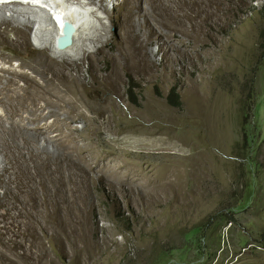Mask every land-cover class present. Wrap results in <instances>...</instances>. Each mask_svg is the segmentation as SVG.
I'll use <instances>...</instances> for the list:
<instances>
[{
    "label": "rangeland",
    "instance_id": "374dc122",
    "mask_svg": "<svg viewBox=\"0 0 264 264\" xmlns=\"http://www.w3.org/2000/svg\"><path fill=\"white\" fill-rule=\"evenodd\" d=\"M81 2L102 12L103 4L107 13L102 22L108 27L99 20L95 37L100 52L88 44L93 58H81L76 63L80 71L72 72L96 90H68L37 101L63 111L69 106L63 99H76L77 93L92 104L109 99L105 117H96L99 126L87 127L95 140L97 132L104 140L125 137L127 152H83L82 159L95 173L70 172L69 201L61 204V211L54 212L47 202L30 210L28 218L17 216L22 223L0 238V264H264V0H222L213 5L211 20L204 14L193 17L200 24L199 38L186 50L172 35L183 31L182 26L160 30L140 14L136 23L151 35L146 58L142 34L129 32L126 0ZM13 3L41 6L31 0L0 4ZM171 15L156 14L154 19L173 25ZM32 17L48 23L45 14L33 12ZM36 28L21 49L26 59L1 41L8 47L0 54L17 71L39 50ZM3 66L8 67L0 61ZM107 74L115 80L105 82L102 90L95 78ZM174 95L179 106L168 102ZM72 114L80 116L78 111ZM73 126L81 129L83 119ZM18 147L26 153L21 143ZM180 156L191 161L184 166L190 175L168 186L170 168L180 164ZM2 160L0 148V164ZM156 166L168 168L160 180L153 176ZM29 168L32 178L27 180L41 199L43 184L32 164ZM9 177L13 172L4 173ZM44 177L53 197L62 198L63 191L55 192L63 190L59 183L49 182L54 176ZM16 187L15 181L10 184L12 192ZM3 192L1 187L0 196ZM3 211L0 224L10 222L1 218ZM10 213L17 215L15 209Z\"/></svg>",
    "mask_w": 264,
    "mask_h": 264
},
{
    "label": "bare ground",
    "instance_id": "6f19581e",
    "mask_svg": "<svg viewBox=\"0 0 264 264\" xmlns=\"http://www.w3.org/2000/svg\"><path fill=\"white\" fill-rule=\"evenodd\" d=\"M8 1L12 3L13 0ZM31 1L41 3V6L38 8L34 4H0V51L8 47L6 44L5 46L1 45V41H3L18 49V57L28 58L29 56L24 54L21 49L26 46L29 31L31 28L33 29L34 25H37V28L33 36L40 45L39 50L31 54L29 60L20 63L21 71L12 68L10 59L0 54V61L8 65V67H0V109L2 111L0 113V148L4 158L0 164V189L1 187L4 189L3 196H0V208L4 209L1 218L3 220L10 219V222L0 224V238L4 237L9 230L13 231L11 228L15 223H18L17 227L22 223L17 222V216L28 218L30 210L41 208L47 202L52 204L54 212L62 210L61 204L69 201V184L72 181L69 176L70 172L82 169L83 172L95 173L91 163L82 159L83 152L94 148H101L102 154L118 156L127 152L124 147L125 137L119 140H104L99 137L100 132H97V140H95L92 138L93 129L87 127L88 124L94 123L99 126L96 117H105V111L110 104L109 99L106 103L100 101L92 104L77 93L76 99L69 96L68 100L63 99L62 102L69 105L63 111L52 108L47 101L42 103L37 101L38 98L42 99L45 95L68 90L77 92L81 90L86 94L96 90V88L87 86L85 80H81L77 74L73 75L72 72L80 71V67L76 63L81 58L87 60L93 58L91 50L88 49L89 45H93L96 53L100 52L95 37L99 20L101 24H104L101 27H108L102 22L106 19L104 14H107L104 11L105 6L101 4L102 12L98 9H90L87 7L89 3L81 2V0ZM88 2L97 4L95 0H88ZM221 3L222 0H126L127 8L124 14L129 25V32L139 37L142 34L140 45L144 48L143 56L146 58L151 53L146 48L151 35L142 32V25L135 21L136 16L141 14L145 21L150 19L160 30L173 31L182 26L183 31L172 35L176 38L177 46L186 50L187 44L199 38L196 30L200 24L193 20V17L204 14L208 20H211L212 18L209 16L216 14L212 8L213 5L220 6ZM50 4L58 5V11L54 10L53 17L46 9V6H50ZM143 4H146V7ZM8 12L9 15H6ZM33 12L45 14L48 23H37L32 17ZM156 14H175L171 15L175 24L155 20ZM65 21L75 28L72 44L68 48L57 49L56 40L61 35L62 24ZM7 27L11 28L10 31ZM137 27L140 29L136 32L134 29ZM48 51L52 54H49ZM38 77L42 83L37 80ZM62 80H65L66 83ZM95 80L98 88L105 90V82L115 79L107 74L98 76ZM20 81L23 85L19 84ZM82 107L87 108L91 115L86 116L87 112ZM79 109H83V112ZM76 111L80 113L81 117L72 114ZM48 118H52V120L48 122ZM82 119L84 126L81 129L73 126L74 123ZM6 125H8V130L5 128ZM86 131H88V135ZM80 142H84V145ZM20 143L22 148L26 149V153L18 147ZM184 147L182 145L180 149ZM180 161L179 165L170 168L173 179L168 183V186L178 179L177 183H180L182 178L190 175V171L184 166L190 164L191 161L184 156H180ZM31 164L43 184L41 199L38 198V190L27 180L29 175L32 178L29 168ZM65 170L69 172L67 177L63 175ZM167 170L168 168L156 166L153 170L154 178L160 180ZM11 172H13V178L5 179L4 173ZM44 173L54 176L53 180L50 179L49 182H58V189H63L55 191L64 192L63 197L59 200L53 197V193L46 184ZM103 176L107 179L105 174ZM33 180H36L35 176ZM14 181L17 191L12 192L10 184ZM25 195L27 200H22ZM19 196H21V202ZM79 197H81L80 193ZM9 201H11V205H9ZM18 202L21 208L18 207ZM14 209L17 211V215L12 216L10 210Z\"/></svg>",
    "mask_w": 264,
    "mask_h": 264
},
{
    "label": "water",
    "instance_id": "95a60500",
    "mask_svg": "<svg viewBox=\"0 0 264 264\" xmlns=\"http://www.w3.org/2000/svg\"><path fill=\"white\" fill-rule=\"evenodd\" d=\"M75 32V28L72 24L64 22L61 28V35L56 40L57 49L68 48L72 44V36Z\"/></svg>",
    "mask_w": 264,
    "mask_h": 264
},
{
    "label": "trees",
    "instance_id": "16d2710c",
    "mask_svg": "<svg viewBox=\"0 0 264 264\" xmlns=\"http://www.w3.org/2000/svg\"><path fill=\"white\" fill-rule=\"evenodd\" d=\"M131 89L132 90L133 89H136V87L135 86H132ZM172 94H174V93H172ZM168 102L171 103V104H173L174 106H179L180 105L179 100H178V97H176V95H174L173 97L169 96L168 97Z\"/></svg>",
    "mask_w": 264,
    "mask_h": 264
}]
</instances>
